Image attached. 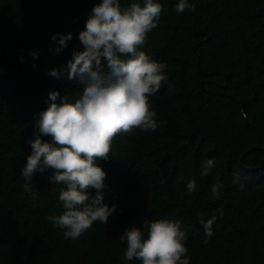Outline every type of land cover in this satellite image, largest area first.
<instances>
[{"label": "trees", "instance_id": "1", "mask_svg": "<svg viewBox=\"0 0 264 264\" xmlns=\"http://www.w3.org/2000/svg\"><path fill=\"white\" fill-rule=\"evenodd\" d=\"M100 2L0 0V264H142L125 259L120 237L144 220L178 221L190 264H264V0H188L195 11L183 13L179 0H155L162 12L139 50L166 65L167 79L148 97L158 127L117 135L108 160L97 161L106 173L102 202L116 208L106 225L65 238L48 217L62 214L66 185L51 183L46 169L25 187L21 170L49 93H59L58 104L82 93L67 65L85 50L79 33ZM69 33L57 53L59 35ZM213 217L206 237L202 224Z\"/></svg>", "mask_w": 264, "mask_h": 264}, {"label": "clouds", "instance_id": "2", "mask_svg": "<svg viewBox=\"0 0 264 264\" xmlns=\"http://www.w3.org/2000/svg\"><path fill=\"white\" fill-rule=\"evenodd\" d=\"M175 10L195 11V4L179 0ZM161 12L162 5L155 0L127 6H122L120 0H101L96 4L85 22V30L79 33L85 50L74 53L67 65V79L82 86L80 97L75 102L65 97L58 104L59 93H49L52 103L36 121L39 135L30 141L32 152L21 175L28 190L34 187L32 175L46 169L53 170L51 183L66 185L59 195L62 214L48 217L63 230L65 238L78 239L95 221L106 225L116 212L115 206L110 208L102 202L106 173L97 163L108 160L116 136L130 134L137 128L155 131L158 127L148 97L158 92L167 79L166 65L139 48L147 34L157 27ZM71 39L70 33L59 35L55 51L66 48V41ZM102 57L107 61V71ZM49 75L59 78L57 70ZM243 115L246 118L247 114ZM40 135L50 136L52 142L42 141ZM213 164L214 160L208 159L201 175H207ZM233 176L235 183L239 174ZM88 189L97 190L96 195L90 196ZM195 189L196 181L192 179L187 190ZM220 189L219 181L212 185L213 199L219 197ZM214 221L215 217L202 224L206 237L213 235ZM142 228L147 229V238ZM185 239L186 232L175 220H144L141 227H132L120 237L127 243L125 259L135 258L142 264H190Z\"/></svg>", "mask_w": 264, "mask_h": 264}]
</instances>
